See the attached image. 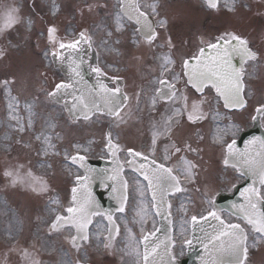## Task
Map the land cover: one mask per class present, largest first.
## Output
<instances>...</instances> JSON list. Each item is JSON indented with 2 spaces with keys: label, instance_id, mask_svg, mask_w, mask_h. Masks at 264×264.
I'll return each mask as SVG.
<instances>
[{
  "label": "snow or ice",
  "instance_id": "1",
  "mask_svg": "<svg viewBox=\"0 0 264 264\" xmlns=\"http://www.w3.org/2000/svg\"><path fill=\"white\" fill-rule=\"evenodd\" d=\"M208 6L212 9L219 7V0H207ZM231 6L228 11H235L237 0H230ZM93 5L85 4L89 11ZM158 2L141 4L140 0H119V12L116 14V31L120 32L125 27L123 21L126 18L134 24V32L139 33L144 44L155 47L159 33L157 27L167 29V20L155 21L159 15ZM18 8H11V12H18ZM6 15L5 28H0L3 32L11 27L18 19L11 14ZM55 27L48 29V40L57 50L45 55H51L53 62L66 65L69 76L68 81H61L54 85V88L46 95L56 101L58 98L70 97L65 100L64 107L69 113V118L74 122L91 121L94 116L112 117L119 125L124 120L121 115L127 96L122 93L121 87H109L105 83L106 72L99 65H89V70L95 74V85H88L84 79L83 66L86 63L81 55V45L86 44L92 47L91 37L86 31H81L75 39L60 41L57 46L55 40ZM112 33L109 32L108 36ZM119 43V40H117ZM165 43L168 52L159 58L160 73L154 78V94L150 98V106L155 109L158 102L171 106V114L164 121L163 129H156L154 126L151 146L147 154L135 149H127L126 163L135 173L133 177V191L139 195V207L136 210L133 223L141 226L142 239L136 240L131 228L127 227V217H119L125 221V228L128 236L136 241L135 247L129 244L130 250L125 251L126 256L135 257V264H158L157 255L160 244L163 241L153 244L152 240L160 228L152 225V231L145 233V225L149 218L163 216L172 230V204L169 197L177 193L186 192L188 189L185 183L194 184L199 175L197 169L199 165L193 160L187 159L182 153H199L200 149L193 148L185 141L183 145L173 142L164 149L162 156H156L157 138L162 133L171 137L173 126L179 125L177 117L186 115L187 121L195 124L207 118L204 105L208 104L213 110L214 117L220 115L217 111L222 104L223 108L229 110H243L247 107L246 99V76L251 78L253 73L248 72L246 66L255 67L264 61V51L254 50L246 37L236 31L225 30L214 37L204 38L201 36L194 47H188L181 41L178 46L169 35ZM133 44L139 46L140 41L134 39ZM179 54V71L177 68L176 55ZM2 55V53H0ZM238 61V63L236 62ZM251 62V63H250ZM10 82L4 81L5 86ZM114 84H119V78H113ZM179 85V87H178ZM190 90L198 94L192 98ZM211 101H209V95ZM176 105H179L176 107ZM10 110L13 106L9 105ZM11 119H18L11 116ZM254 122L264 119V103L255 108L252 117ZM31 121H29V127ZM19 131L24 130V126H19ZM238 126L229 125L219 129L214 136V142L219 144L224 151L222 163L225 169L232 168L238 175L237 179H251L246 187L240 191L242 202H233L229 209H220L216 206V200L209 195L206 189L204 196L208 208L200 215H192L190 219H183L179 225V230L183 234L187 231L185 225L191 228L192 238L184 241V246L191 247L194 240L200 243L204 250L201 264H249V249L264 242V138L255 137L249 141L243 150L237 147L236 139L231 142L225 140V136L232 134ZM40 139V137H37ZM202 139V137H201ZM43 143L46 145L44 153L47 154L49 148H54L51 144V137L44 136ZM91 143V142H89ZM74 155L67 151L64 159L68 166H76L74 186L71 188L70 206L65 211L67 215H56L49 225L53 231L63 228L75 229L76 234L70 237L71 245L77 251L81 247V242L89 240V227L93 225L94 217H103L107 221L105 230L107 235L103 240L98 239L105 249L113 247V241L119 234V225L112 212H104L100 209L92 194L91 184L93 179L100 175L101 182L110 181L111 190L117 193L115 199L118 207L116 212L124 213L128 203L129 181L124 175V165L117 158L120 146L113 140L111 132L106 135L105 148L107 154L113 160L114 167L110 174L105 171L97 173L95 169L86 166L87 157L82 154L89 151L85 145L75 144ZM59 154V153H57ZM173 156L177 157L176 165H169ZM83 169V173H80ZM6 176H12V172H5ZM16 181L13 180V183ZM235 189L236 186L233 185ZM45 185L41 184L39 191H45ZM33 191H37L33 188ZM197 191H200L197 188ZM218 195V193H217ZM184 215L187 216L188 209L182 203L180 206ZM227 212L229 217L235 216L238 222L222 218L221 212ZM103 221H96L100 225ZM199 233V235H198ZM255 234V235H251ZM99 238L100 233H94ZM251 235L252 243H249ZM168 244H165V252L168 256L166 264H176V259L171 253V248L175 247V241L171 235L167 237ZM140 244H143V252L140 251ZM27 255V253H25ZM67 264H71L69 260ZM78 264L80 262L78 261ZM127 264V261H124Z\"/></svg>",
  "mask_w": 264,
  "mask_h": 264
},
{
  "label": "rangeland",
  "instance_id": "2",
  "mask_svg": "<svg viewBox=\"0 0 264 264\" xmlns=\"http://www.w3.org/2000/svg\"><path fill=\"white\" fill-rule=\"evenodd\" d=\"M186 1L185 7H177L173 9L171 17H180L183 21L182 34L185 35L189 31L198 28L197 21L201 23V19H211L215 24L214 28L221 30H231V31H238L241 34H248L250 30H254L253 35L250 36V39L257 42L260 38V33L264 31V24L263 21L259 19L258 16H255V12L259 10L261 7V1L264 0H246L249 1L248 9H242V5H235V11L230 12L228 11V5H230V0H222L221 5L214 14L212 15L211 10L204 9L202 5H199L197 0H181L178 2ZM263 3V2H262ZM197 4V5H195ZM202 9H200L199 7ZM227 6V7H223ZM231 6V5H230ZM223 7V8H222ZM244 8V6H243ZM251 11V12H250ZM253 11V12H252ZM168 13H171L169 10ZM254 13V14H253ZM35 22V21H32ZM25 33H23L22 28L18 29L17 32L9 34L5 39L1 40L0 43H6V49H15L11 54L7 56L6 59L0 62V193H4L3 187L7 183V179L9 177L14 178V176H20L25 172L28 167L31 170H34L36 173H40L44 171V166H40L44 159H49L50 154L54 156V148H49L47 154L44 153V149H38L37 144H35V140L39 142L37 139L38 134L40 131H46L47 133H42V139L44 136H50L48 131L51 129V124L54 126L56 131H60V135L56 141V160L58 159V165L56 162H47L45 166L47 170V176L52 188L55 189V197H52V201L46 203L44 208V213L47 217L50 216V213L55 208V200H57V196H61L63 198L67 197L68 189L70 186V179L72 176L77 174L75 169H68V171H64L62 168L66 169L67 167L63 165V158L64 153L67 151L69 154H73L76 152V149L73 147L75 144L86 145L89 142H92L91 138L87 140H82L77 137L79 134L75 135V133H66L68 129L67 123L65 120L56 118L59 114L55 116V119L51 116V113L47 114V110L44 111L39 117V113H37V107H31V104L28 101L32 102L33 98H27L25 96L29 95L30 93L34 92V72L35 67L30 65L28 61V54L23 52L22 54H17L18 51L24 50L28 47H22L21 40ZM22 47V48H21ZM17 50V51H16ZM34 59L32 58V62ZM11 77L17 80V84L14 85L8 84L4 86V81H10ZM261 84L264 85V78L261 81ZM15 98L19 101L16 102L12 101L13 107L17 106L16 110L14 108L9 110V113L6 112L3 108H9V102ZM16 104V105H15ZM3 105V108H2ZM10 109V108H9ZM3 113V114H2ZM11 116H15L18 119H11ZM7 117V118H6ZM53 120V121H52ZM29 121H31V126L29 127ZM23 125L24 130L19 131V126ZM33 129L35 132L33 133ZM35 135V136H33ZM31 137L34 140H32ZM51 137V136H50ZM126 140H122L125 145H128L127 142L130 143L135 148L138 144L130 138V136H125ZM79 140H82L79 142ZM51 144H53L52 137H51ZM42 145H45L42 143ZM29 146H31L29 148ZM41 147V146H40ZM215 152L216 156L213 159V162L210 166L209 171L203 172L202 176L207 177L210 180L212 177H215V180L211 182L200 181V192L198 198L197 194L195 193L192 186H185L188 190L187 193L191 191V200L189 196L185 198V193L182 192L179 195L175 196L172 201V213L174 214L175 218V227H176V246L174 248L175 254L177 257H183L185 254V248L183 247L184 241L189 237V226L185 225L187 231L183 234L179 230V225L183 219H190L192 215L198 213L200 214L201 210H205L206 206V198L204 196V192L206 189L209 190V195L215 198L217 193L227 186H233L235 183L234 179H232L233 174L227 170H223L221 165L219 164L221 160V155L219 156L217 153L220 152L219 144L217 147H211ZM141 150V148H139ZM59 153V154H57ZM35 161H37L35 163ZM62 163V164H61ZM20 166H25V169L20 174V170L18 169ZM10 171L12 172V176H6L5 172ZM69 174V175H68ZM70 176V179H69ZM217 177V180H216ZM225 183H219V182ZM219 183V184H218ZM17 190V189H16ZM14 190V191H16ZM19 190V189H18ZM24 192H20V194L14 195L13 200L15 203L20 206L19 199H25L27 195L23 194ZM28 193V192H27ZM26 193V194H27ZM195 196V197H194ZM139 195L138 193L133 191L130 196V201L128 208L126 209L124 215L119 217L126 216L127 217V227L131 228L136 240L142 239L141 233V226L137 223H133V218L135 217L136 210L139 207L138 204ZM184 204L185 207L188 209L187 216L184 215V212L181 210V204ZM206 206V207H205ZM203 207V208H202ZM197 215V214H195ZM120 223V231L115 240L113 241L114 247L109 250V254L101 255L98 251H101V244H98V239L103 240L104 236L106 235L105 226L106 223L102 219H97V221H103L100 225H93L91 230V235L87 243L79 248L78 251L73 250L72 252V259L70 260L66 255V248H64L63 239L58 238V245H57V257L54 260V264H67L70 260L71 264H77L78 261L80 264H124L125 258L127 259L128 264H135V257L133 256H126L124 253L125 251L130 250L128 248L129 244L133 247L136 245V241L132 240L126 231L125 228V221L119 219ZM28 216L21 215V218L14 216L10 217V220L6 223V230L13 234H20V235H28L33 229L31 227V222L28 220ZM156 220L154 218H149L147 224L145 225V233L148 231H152V225ZM94 233H100L99 238L94 235ZM252 243V240L250 244ZM257 246L264 247V243L261 242ZM140 251H141V246ZM40 253L37 254V257L43 258V264H47L50 261L49 257L45 256L44 249H38ZM249 264H264V249H259L258 252L261 259L256 258V251L254 248L249 249ZM256 259V260H255ZM255 260V263L253 261ZM40 261V260H39ZM73 262V263H72Z\"/></svg>",
  "mask_w": 264,
  "mask_h": 264
},
{
  "label": "flooded vegetation",
  "instance_id": "3",
  "mask_svg": "<svg viewBox=\"0 0 264 264\" xmlns=\"http://www.w3.org/2000/svg\"><path fill=\"white\" fill-rule=\"evenodd\" d=\"M91 1L100 0H78L77 3H87ZM101 5L96 7V11L92 13V17L96 18L95 22V32L88 35L91 37L92 47L96 53L97 65L103 68L106 72L105 81L106 84L111 88L115 86L121 87L122 93L127 96L126 104L123 107L121 115L124 120L117 125L112 117L97 115L94 116L92 120L99 121L102 128H106V131L112 132L114 129L116 136L113 135V139L118 140V145L120 149L124 151L125 149H135L147 154L148 149L151 146V141L153 138L154 126L156 129H163L164 121L171 114V106L158 102L155 109L150 106V98L154 94V88L156 85L153 84V80L160 73V60L164 54L168 52L167 44L165 43L166 38L170 35L178 46L181 41L186 44L185 51L188 47H194L198 40H192L188 37L186 38L183 34L173 35L170 33L168 27L160 28L157 27L156 31L159 33L155 47L149 48L144 44L143 39L134 32V24L130 21L124 19L123 23L125 27L122 31H116V14L119 12V0H109L100 1ZM153 0H140L141 4L152 3ZM158 2V12L159 15L154 19L159 22L160 20H165L163 16V7ZM74 4L71 3V11H69V21L66 25L63 24V20L55 19L53 17V8H50L48 1H44L41 4V9L38 11V23L35 24V38L34 43L37 49V54L39 55V65L41 67V73L44 75L46 85H52L58 83L59 75L58 70L54 66L52 56L45 55L46 52L51 53L57 50L48 40V29L50 27H55V40L58 43L60 41L67 42L68 40L75 39L81 31H85V25L90 22L87 16L75 15ZM50 10L51 18L48 16L47 11ZM10 13L7 10V15ZM91 16V15H90ZM49 19V20H48ZM6 19L3 21L2 28H5ZM1 28V27H0ZM9 28V27H8ZM6 28V29H8ZM111 32L112 35L108 36ZM214 31V36L217 35ZM213 36V37H214ZM139 40V46L133 44V40ZM119 40V43H117ZM82 50H85V45H81ZM174 51V50H173ZM175 54V51H174ZM81 55L85 56L81 53ZM177 59L176 71H179V54H175ZM90 60V55L88 56ZM59 63V62H57ZM249 72V70H248ZM113 78H119V84L113 83ZM258 78L253 73V80ZM248 81V82H247ZM250 78L246 76V85H251L249 82ZM179 87V85H178ZM192 98H196L198 94H195L193 90L189 89ZM179 105H176L178 107ZM205 111V105H204ZM219 112V110H217ZM207 113V118L202 119L195 124H191L187 121L186 115L182 117H177L180 120L179 125L173 126V132L171 137L161 134L157 138L156 143V156L159 158L163 155L166 146L171 145L173 142L183 145L185 141L190 143L193 148L200 149L199 153H182L186 155L187 159L196 162L200 168V164L204 158L203 151V136L201 134L199 125L210 118V112ZM214 115V114H213ZM133 118L131 123V129L129 133H122L123 122ZM91 120V121H92ZM87 121H79L74 124V126L80 123H85ZM188 123V126L185 123ZM90 123V122H89ZM111 126V127H108ZM106 134V133H105ZM130 136L132 141L136 142L138 145L135 148L130 143L127 142L128 148L122 143V140H126L125 136ZM202 137V139H201ZM117 143V142H116ZM178 163L177 157L173 156L169 161V165H176ZM32 202V201H31ZM32 227L37 231L41 228V218L34 216L30 218ZM14 249L10 251L13 253ZM26 252H15L14 257L9 260L8 264H33L27 261ZM10 256V254H9ZM8 256V259H9ZM5 257H3V260Z\"/></svg>",
  "mask_w": 264,
  "mask_h": 264
},
{
  "label": "water",
  "instance_id": "4",
  "mask_svg": "<svg viewBox=\"0 0 264 264\" xmlns=\"http://www.w3.org/2000/svg\"><path fill=\"white\" fill-rule=\"evenodd\" d=\"M238 63V61H236ZM113 160V158H112ZM86 166L92 169H95L97 171V173H100L101 171H105L106 173L111 172L112 168L114 167L112 161H97V162H88L86 163ZM96 179H101L100 175H97L91 184V190H92V194L95 198V201L97 202V204L99 205L100 209L104 212H112L113 214L116 212V208L118 207L117 204V200L115 199V196L117 195V193H113L111 190V182L110 181H105V182H101L99 180ZM96 180V181H95ZM249 182L247 183V185L249 183H251V179L249 178ZM103 186H108L109 187V200L106 201L104 200L102 197V193L98 192V188H101ZM233 202H237L240 203L239 197H235L234 199L231 200V205ZM161 223L162 226L160 228V231L158 233V235L155 237L153 244L158 243L160 241H163V243L160 244L158 251V255H157V260H158V264H163V259L166 258V260H168V256L164 255V251H165V244H168V239L167 237L169 235H171V232L168 231L169 225L167 223V221L165 220V218L163 216H161ZM198 243V242H197ZM199 247L196 251V254L194 256H192L191 258H189L187 261H184L182 264H201V260L200 257L204 256V250L203 247L200 243H198ZM167 262V261H166ZM166 262L164 264H166Z\"/></svg>",
  "mask_w": 264,
  "mask_h": 264
}]
</instances>
